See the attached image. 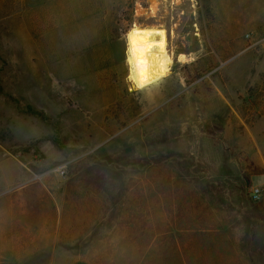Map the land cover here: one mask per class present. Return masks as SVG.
I'll return each mask as SVG.
<instances>
[{"label": "rangeland", "instance_id": "rangeland-1", "mask_svg": "<svg viewBox=\"0 0 264 264\" xmlns=\"http://www.w3.org/2000/svg\"><path fill=\"white\" fill-rule=\"evenodd\" d=\"M0 264H264V0H0Z\"/></svg>", "mask_w": 264, "mask_h": 264}, {"label": "bare ground", "instance_id": "bare-ground-1", "mask_svg": "<svg viewBox=\"0 0 264 264\" xmlns=\"http://www.w3.org/2000/svg\"><path fill=\"white\" fill-rule=\"evenodd\" d=\"M126 37L135 89L145 88L169 75L174 58L165 29L134 25ZM186 59L183 54L178 56L180 62Z\"/></svg>", "mask_w": 264, "mask_h": 264}, {"label": "trees", "instance_id": "trees-1", "mask_svg": "<svg viewBox=\"0 0 264 264\" xmlns=\"http://www.w3.org/2000/svg\"><path fill=\"white\" fill-rule=\"evenodd\" d=\"M125 32L127 33L128 31L125 30ZM170 162H172V161H169V160L166 159L163 164H168ZM176 162H179V163L180 162L189 163V165H193V168L194 169H197L198 170V164H196L192 159L179 157ZM176 162L174 164H176ZM144 163H145L144 164L145 166H148L149 165L148 168H151V167H154L155 166L153 164V162H151V161H145Z\"/></svg>", "mask_w": 264, "mask_h": 264}, {"label": "crops", "instance_id": "crops-1", "mask_svg": "<svg viewBox=\"0 0 264 264\" xmlns=\"http://www.w3.org/2000/svg\"><path fill=\"white\" fill-rule=\"evenodd\" d=\"M128 34V33H127ZM127 36V35H126ZM127 38V37H126ZM127 44H128V42H127ZM128 52H129V50H128ZM129 61H130V56H129ZM130 65H131V63H130ZM131 71H132V68H131ZM132 76H133V73H132ZM133 78V77H132ZM165 78V77H164ZM163 79V78H162ZM133 80H134V78H133ZM160 81V80H159ZM134 82V81H133ZM158 82V81H157ZM156 83V82H155ZM155 83H153V84H155ZM153 84H151V85H153ZM150 86V85H149ZM146 87H148V86H146ZM137 89V88H136ZM143 89V88H142Z\"/></svg>", "mask_w": 264, "mask_h": 264}]
</instances>
